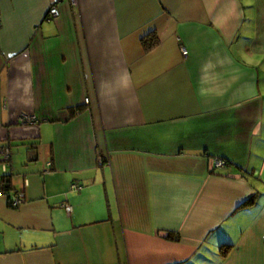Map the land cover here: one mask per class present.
Here are the masks:
<instances>
[{
	"label": "crops",
	"instance_id": "1",
	"mask_svg": "<svg viewBox=\"0 0 264 264\" xmlns=\"http://www.w3.org/2000/svg\"><path fill=\"white\" fill-rule=\"evenodd\" d=\"M0 264H264V0H0Z\"/></svg>",
	"mask_w": 264,
	"mask_h": 264
},
{
	"label": "built area",
	"instance_id": "2",
	"mask_svg": "<svg viewBox=\"0 0 264 264\" xmlns=\"http://www.w3.org/2000/svg\"><path fill=\"white\" fill-rule=\"evenodd\" d=\"M73 1V0H71ZM58 15V12L57 10L54 8V7H49L48 8V11H47V17L48 18H54V17H57ZM180 51L181 53L184 55L185 54V50L183 48H180ZM18 120L21 122V123H30L33 121V117L30 116L29 114H20L18 116ZM3 161L6 162L7 159H8V150L7 148H4L3 149ZM225 164V162L223 160H220V159H214L213 160V165L215 167H222L223 165ZM70 188L71 189H78L79 187H77L76 185H70ZM21 202V198H20V195H16V196H13L10 200H9V204L10 206H17L19 203ZM64 209L65 211L68 213L70 211V207L68 205H65L64 206Z\"/></svg>",
	"mask_w": 264,
	"mask_h": 264
},
{
	"label": "trees",
	"instance_id": "3",
	"mask_svg": "<svg viewBox=\"0 0 264 264\" xmlns=\"http://www.w3.org/2000/svg\"><path fill=\"white\" fill-rule=\"evenodd\" d=\"M1 182H2V187H1L2 190L7 188V180L4 177H1ZM224 252H225V249L222 253H224Z\"/></svg>",
	"mask_w": 264,
	"mask_h": 264
}]
</instances>
